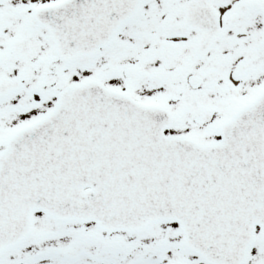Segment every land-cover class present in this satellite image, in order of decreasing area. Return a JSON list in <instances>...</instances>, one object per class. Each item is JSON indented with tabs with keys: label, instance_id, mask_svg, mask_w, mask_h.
<instances>
[{
	"label": "snow or ice",
	"instance_id": "1",
	"mask_svg": "<svg viewBox=\"0 0 264 264\" xmlns=\"http://www.w3.org/2000/svg\"><path fill=\"white\" fill-rule=\"evenodd\" d=\"M0 264H264V0H0Z\"/></svg>",
	"mask_w": 264,
	"mask_h": 264
}]
</instances>
